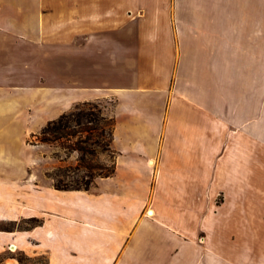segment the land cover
<instances>
[{
  "label": "crops",
  "instance_id": "0c3cea01",
  "mask_svg": "<svg viewBox=\"0 0 264 264\" xmlns=\"http://www.w3.org/2000/svg\"><path fill=\"white\" fill-rule=\"evenodd\" d=\"M105 98L115 172L16 199L39 264H264V0H0V159Z\"/></svg>",
  "mask_w": 264,
  "mask_h": 264
},
{
  "label": "rangeland",
  "instance_id": "374dc122",
  "mask_svg": "<svg viewBox=\"0 0 264 264\" xmlns=\"http://www.w3.org/2000/svg\"><path fill=\"white\" fill-rule=\"evenodd\" d=\"M95 101L103 113L112 116L113 99ZM41 128L28 134L25 141L24 131L19 132L16 138L8 136L11 155L0 159V163L6 164L0 165V264H39L45 260L41 254H35L38 249L35 245L37 241L31 235L28 236L33 229L42 225L43 219L40 215L25 212L28 206L24 204V198L16 200L29 192L28 185L31 181L44 186L48 183L54 186L57 182L69 185L76 179H82V175L88 171L87 166L95 169L100 165L106 167L114 158L110 152L95 150L90 145L85 161H79L78 151L65 148L71 144L67 141L39 142L34 134ZM47 136L52 138V134ZM3 141L6 142L0 140ZM223 199L222 193L219 200Z\"/></svg>",
  "mask_w": 264,
  "mask_h": 264
},
{
  "label": "trees",
  "instance_id": "16d2710c",
  "mask_svg": "<svg viewBox=\"0 0 264 264\" xmlns=\"http://www.w3.org/2000/svg\"><path fill=\"white\" fill-rule=\"evenodd\" d=\"M115 123L114 116L103 113L96 101H83L76 103L71 110L49 120L38 133L34 134L39 142L71 143L65 148L78 151L79 161H85V154L89 151L90 145L95 150L110 152L114 156L110 165L106 167L100 165L96 169L87 166L88 171L82 175V179H76L69 185L57 182L54 184L56 188L88 189L95 183L97 177L109 176L115 172L117 151L112 147ZM48 134H52V138L48 137ZM98 169L100 171H97Z\"/></svg>",
  "mask_w": 264,
  "mask_h": 264
},
{
  "label": "bare ground",
  "instance_id": "6f19581e",
  "mask_svg": "<svg viewBox=\"0 0 264 264\" xmlns=\"http://www.w3.org/2000/svg\"><path fill=\"white\" fill-rule=\"evenodd\" d=\"M153 161V160H152ZM148 210V209H147ZM152 210V209H151ZM151 210H149L148 212L151 213Z\"/></svg>",
  "mask_w": 264,
  "mask_h": 264
}]
</instances>
